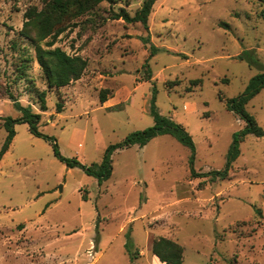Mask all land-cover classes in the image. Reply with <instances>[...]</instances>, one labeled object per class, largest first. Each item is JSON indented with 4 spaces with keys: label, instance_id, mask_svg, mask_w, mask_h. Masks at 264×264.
I'll return each mask as SVG.
<instances>
[{
    "label": "rangeland",
    "instance_id": "rangeland-1",
    "mask_svg": "<svg viewBox=\"0 0 264 264\" xmlns=\"http://www.w3.org/2000/svg\"><path fill=\"white\" fill-rule=\"evenodd\" d=\"M52 1L0 0V152L5 118L22 115L9 93L40 115L41 133L14 122L0 157V264H150L158 236L183 247V264H264V135L242 138L227 178L191 176L192 168L221 170L233 134L245 127L227 101L264 68V3L157 0L148 31L111 18L120 8L134 15L143 0L102 1L67 15L55 46L87 67L56 89L20 35L27 11ZM102 88L116 100L111 109L98 100ZM153 90L158 112L184 126L194 152L171 134L157 135L113 151L111 174L100 182L55 155L54 144L84 167L100 164L108 146L154 124ZM245 108L264 131V88ZM126 243L139 255L131 259Z\"/></svg>",
    "mask_w": 264,
    "mask_h": 264
},
{
    "label": "trees",
    "instance_id": "trees-1",
    "mask_svg": "<svg viewBox=\"0 0 264 264\" xmlns=\"http://www.w3.org/2000/svg\"><path fill=\"white\" fill-rule=\"evenodd\" d=\"M102 1L112 0H53L50 9L36 11L35 8H31L27 11V18L20 30V35L29 40L35 49V57L38 62L43 75L45 77L47 86L49 88H60L70 84L81 78L86 67L87 60L79 54H69L63 50L60 46H55L56 39L60 33L64 31V27L60 26L62 19L65 16L77 17L84 12L92 9L95 5ZM157 0H143L140 7L136 10L134 15H130L129 12L120 8L118 12L112 14V19H122L126 23L139 22L145 31H148V16L150 15L153 4ZM264 3V0H259ZM74 9V10H72ZM260 16L264 19V10L260 11ZM227 26L226 23H221ZM35 30V32H32ZM143 42L147 43L149 38L141 37ZM45 41L44 46L41 42ZM153 54L155 47L152 46ZM144 65L148 67V60L146 59ZM28 68L27 61L22 64L18 70L20 71L19 77L24 76ZM148 69V75H150V69ZM200 81V80H196ZM264 88V68L263 70L254 75L246 88V91L235 98H231L227 101V109L233 111L236 115L245 121V127L233 134L232 144L227 153V159L224 167L221 170H211L207 173L195 172L192 168L191 176L200 177L210 175L211 179H224L227 178L230 172L232 162L239 155V142L247 134H254L256 136H263L264 131L258 125L255 118L246 111L245 104L247 101L255 95L260 89ZM45 93L42 91L39 93V101L41 110H46ZM110 96V92L107 88L99 90L98 100L103 103ZM15 105V107L22 112L19 118H5V127L8 130V136L6 138L5 145L2 152L7 149L13 135L14 130L12 125L14 122H27L30 126V130L36 135H41L36 129V123L39 120L40 115L33 113L30 106H22L14 96L9 93V98ZM62 103L58 102L57 111L62 109ZM150 113L153 117L154 124L142 130H135L129 133L122 141L111 144L105 151L103 159L100 164H93L91 167H84L76 159H68L59 153L57 145L54 144L55 155L64 162L68 167L79 166L83 168L88 174L94 175L100 181L107 179L111 174V154L117 149L129 147L131 145H138L143 147L152 138L161 134H171L183 145L189 147L194 152V144L191 135L185 130L184 126L174 120L160 114L155 105L154 90L151 97ZM47 139L46 136H44ZM52 140H54L52 138ZM193 155L191 158V162ZM21 227V225H19ZM125 249L130 255L131 259L134 258L138 252H133L128 243L125 244ZM151 252L156 255L158 259L164 264H183V247L176 241L165 236H158L151 242Z\"/></svg>",
    "mask_w": 264,
    "mask_h": 264
},
{
    "label": "crops",
    "instance_id": "crops-1",
    "mask_svg": "<svg viewBox=\"0 0 264 264\" xmlns=\"http://www.w3.org/2000/svg\"><path fill=\"white\" fill-rule=\"evenodd\" d=\"M116 100H114V97L109 96L107 100H105L102 104L105 108L111 109L114 105ZM145 146V145H144ZM139 255V252H138ZM152 262L150 264H164L161 262L156 255L153 254ZM158 261V262H157Z\"/></svg>",
    "mask_w": 264,
    "mask_h": 264
},
{
    "label": "built area",
    "instance_id": "built-area-1",
    "mask_svg": "<svg viewBox=\"0 0 264 264\" xmlns=\"http://www.w3.org/2000/svg\"><path fill=\"white\" fill-rule=\"evenodd\" d=\"M89 254L91 255V249H89Z\"/></svg>",
    "mask_w": 264,
    "mask_h": 264
}]
</instances>
